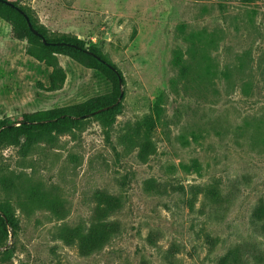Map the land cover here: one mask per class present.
<instances>
[{
  "label": "rangeland",
  "instance_id": "1",
  "mask_svg": "<svg viewBox=\"0 0 264 264\" xmlns=\"http://www.w3.org/2000/svg\"><path fill=\"white\" fill-rule=\"evenodd\" d=\"M14 1L49 35L98 47L123 98L110 128L92 117L0 146L14 222L0 225V264H264V0ZM27 46L0 17V123L114 95L60 54L67 78L48 91L52 68ZM93 228L111 233L103 247Z\"/></svg>",
  "mask_w": 264,
  "mask_h": 264
},
{
  "label": "trees",
  "instance_id": "2",
  "mask_svg": "<svg viewBox=\"0 0 264 264\" xmlns=\"http://www.w3.org/2000/svg\"><path fill=\"white\" fill-rule=\"evenodd\" d=\"M20 10L30 18L33 27L41 36L32 33ZM0 17L10 24L14 38L26 40L28 42L26 49L28 56L40 62H44L52 68L48 78V91L53 92L60 90L64 86L67 78L65 71L57 63L56 54L65 55L79 63H83L112 80L114 83L113 96L97 97L77 105L24 114L20 119L12 122L8 120L1 122L0 146L16 144L21 140L31 144L40 143L42 141L53 142L56 133L79 127L92 117L102 120L106 128L113 126L119 108V104L116 105V103L121 94L118 75L121 78L122 75L117 68L104 57L98 47L95 45L87 46L85 41L70 35H49L45 28L37 25L30 12L20 7L18 2L14 0H0ZM43 38L46 39L48 45L43 43ZM176 66L179 68L181 78H186L189 74L190 66L180 56L176 58ZM171 85L172 87H177L178 83L173 80ZM39 86L43 87L41 84H39ZM17 124H19V126H17ZM149 138V135H147L145 142L139 146L140 158L142 161L147 159L148 150L152 154L155 152L154 148L152 151V143ZM45 202L44 199H39L37 205H42ZM0 213V225L3 230L6 231L7 225L13 227L14 222L8 208L0 204ZM2 215L5 216V218H3ZM99 224L102 230L106 227L104 223L99 222ZM94 231L95 235L89 236L94 237V246L97 248L103 247L111 233L106 234V231H104L102 234H99L95 229ZM85 241L82 242L86 244ZM219 264H230L229 257L222 258Z\"/></svg>",
  "mask_w": 264,
  "mask_h": 264
},
{
  "label": "water",
  "instance_id": "3",
  "mask_svg": "<svg viewBox=\"0 0 264 264\" xmlns=\"http://www.w3.org/2000/svg\"><path fill=\"white\" fill-rule=\"evenodd\" d=\"M8 4H10V3H8ZM20 12L24 15V17H25V19H26V21L28 23V26H29L30 30L32 31V33L35 34V35H37V36H41V34L33 27L32 23L30 21V18L22 10H20ZM43 43L45 45H48V42L46 41L45 38H43ZM118 77H119V86H120V89H121V94H120V97H119L116 105L119 104L121 102L122 98H123V91H122V85H123V83H122V78L119 75H118Z\"/></svg>",
  "mask_w": 264,
  "mask_h": 264
}]
</instances>
